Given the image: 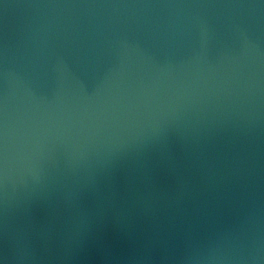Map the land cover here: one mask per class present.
<instances>
[{
	"label": "water",
	"instance_id": "obj_1",
	"mask_svg": "<svg viewBox=\"0 0 264 264\" xmlns=\"http://www.w3.org/2000/svg\"><path fill=\"white\" fill-rule=\"evenodd\" d=\"M0 264H264V0H0Z\"/></svg>",
	"mask_w": 264,
	"mask_h": 264
}]
</instances>
